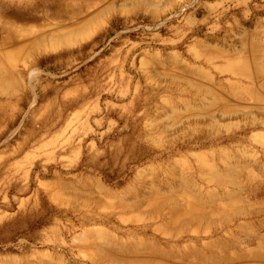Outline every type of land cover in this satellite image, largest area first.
<instances>
[{"label": "rangeland", "instance_id": "obj_1", "mask_svg": "<svg viewBox=\"0 0 264 264\" xmlns=\"http://www.w3.org/2000/svg\"><path fill=\"white\" fill-rule=\"evenodd\" d=\"M253 4L0 0V264H264V75L180 53Z\"/></svg>", "mask_w": 264, "mask_h": 264}, {"label": "crops", "instance_id": "obj_2", "mask_svg": "<svg viewBox=\"0 0 264 264\" xmlns=\"http://www.w3.org/2000/svg\"><path fill=\"white\" fill-rule=\"evenodd\" d=\"M262 7L253 4L228 15L217 14L206 20V30H202L205 19L190 18L180 51L183 75H264ZM180 71L178 67V75Z\"/></svg>", "mask_w": 264, "mask_h": 264}, {"label": "bare ground", "instance_id": "obj_3", "mask_svg": "<svg viewBox=\"0 0 264 264\" xmlns=\"http://www.w3.org/2000/svg\"><path fill=\"white\" fill-rule=\"evenodd\" d=\"M7 11H9V10H7ZM36 12L37 11H35L33 9L32 11L30 10L29 12H23V13H27V15H29V16H35ZM228 171L231 172V170H228ZM247 177H248V179H247L248 180V184L250 185L251 184V177H249V174L247 175ZM162 182H163L164 185H167V186H169L171 188L175 187V186L172 185L174 182H173L172 178L170 177L169 173H167V176L164 179H162ZM184 184H186V186H188L187 183H184ZM228 184H230V183H228ZM182 196L184 197L185 201L188 202L186 211L197 209V207H198V205L200 203V202H198L199 198L197 196L191 195V194H189V195L188 194H182ZM257 227H264V221H258Z\"/></svg>", "mask_w": 264, "mask_h": 264}]
</instances>
